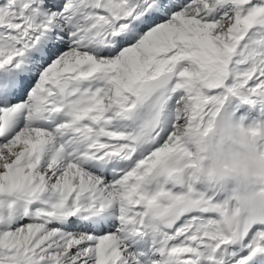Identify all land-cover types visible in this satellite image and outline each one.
Masks as SVG:
<instances>
[{
    "label": "snow or ice",
    "instance_id": "snow-or-ice-1",
    "mask_svg": "<svg viewBox=\"0 0 264 264\" xmlns=\"http://www.w3.org/2000/svg\"><path fill=\"white\" fill-rule=\"evenodd\" d=\"M220 110L264 135V0H0V264H264L185 167Z\"/></svg>",
    "mask_w": 264,
    "mask_h": 264
},
{
    "label": "clouds",
    "instance_id": "clouds-1",
    "mask_svg": "<svg viewBox=\"0 0 264 264\" xmlns=\"http://www.w3.org/2000/svg\"><path fill=\"white\" fill-rule=\"evenodd\" d=\"M187 142L194 150L185 165L194 164L189 178L225 193L226 220L239 226L264 222V135L220 110Z\"/></svg>",
    "mask_w": 264,
    "mask_h": 264
}]
</instances>
